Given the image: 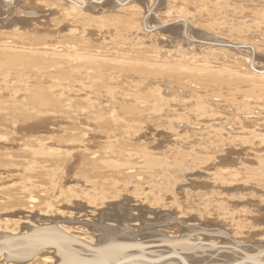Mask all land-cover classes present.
I'll return each instance as SVG.
<instances>
[{
    "label": "bare ground",
    "instance_id": "obj_1",
    "mask_svg": "<svg viewBox=\"0 0 264 264\" xmlns=\"http://www.w3.org/2000/svg\"><path fill=\"white\" fill-rule=\"evenodd\" d=\"M69 1L73 3L71 7L70 3L68 4ZM96 1L99 2L98 6L94 4V8L91 9V7L88 8L90 3L88 4L86 0H67L70 10L69 12L62 11V24L57 31L60 33L68 31V33L61 36L60 42L52 43L51 41V45L40 44L38 46L20 43V38L13 43L0 42V63L10 66L15 64L23 66L24 64L37 70L47 67L58 72L63 67L64 69H61L63 73L71 72V69H77V66L81 64L83 67L94 70L93 78L103 79L102 77L106 75L104 78H107L108 82L119 76L137 77L145 88L151 87L149 100L142 102L146 106L145 109H139L140 114L150 112L160 117L165 111L167 115H175L176 108L189 105V114L199 123L201 118L212 117L211 113L218 104L238 101L237 108L241 112L239 118L243 119H239L238 122L242 121L249 126L250 123L253 125L252 122H255L253 119L264 116V104L260 103V101L264 102L261 99L264 98V66L256 63L257 59L264 58V37L262 36L264 35V9L258 11V13L261 12L257 15L259 22L254 21L255 23L251 24L243 20V23L234 28L227 25L222 11L229 7L228 10L235 13L242 14L243 12L235 10L237 6L230 8L229 1L211 0L207 3V0H150L155 6L160 7L167 2L168 6L169 4L190 6L194 11V13H188L185 9H181L175 12L171 9L168 11L166 8L165 14L161 15L162 26L171 23L179 25L178 27L169 26L163 30L160 26L162 31L158 36L160 38L164 36L162 41H166L168 36H165L166 33L170 34L168 37L179 36L177 32L183 26L188 28L192 19L197 20L203 32L220 30L242 39H245L246 35H251L255 41L263 37L256 43L254 41L255 44L250 41L240 42L239 46L246 51L243 57L229 59L224 53L216 52L218 49L210 48L211 46L206 48V53L202 55L203 53L195 54L194 50L189 51L188 45L185 46L186 51L183 44L181 45L183 48L180 46L178 50H168L164 55V52L157 49V46L151 48L152 45H145L143 42L142 37H145L144 35L147 37L148 32L143 31L145 27L142 29L141 24L145 23L144 25L148 28L145 13L149 9L146 5L149 0H132L127 7L120 8L117 5L114 7L116 9H110L114 0H103L101 3L100 0ZM115 1L124 4L126 0ZM246 1L252 5L261 7L263 5L264 8V0ZM140 4L145 9L141 8ZM46 6L51 5L46 4ZM104 9L115 10L117 13L107 18L108 21H113L115 31L121 36L115 44L118 46L117 50L112 47L114 52L111 50L91 52L67 45L70 36L81 37L85 33L84 29L79 31L76 28H70L82 26L86 16L83 12L88 11L93 14V10ZM214 14L221 15V19ZM137 19L139 21L136 22ZM93 20L99 21L97 28L101 30L104 21L100 22L99 18ZM197 33L193 32V34ZM102 44L109 43L102 42ZM228 45L230 47L232 43ZM120 49H127L129 53L124 54ZM261 50L263 55L258 53ZM238 52L241 54V51ZM252 57H254V63H251ZM168 82L177 84L183 94L178 98L168 100L169 97L164 95L166 91L164 85ZM76 85V88L70 91L65 90L66 87L61 84L55 83L53 89L49 90L51 96L47 94L43 85L37 86L30 96L31 104L39 109L20 120L11 116L13 113L9 117H0V264H219L221 261H216L218 257L215 255V258H212L210 253L219 252L218 246L224 242L225 237L228 239L231 232V235L235 234L233 235L234 240L238 236L246 240L243 239L244 232L248 233L247 238L251 237L250 231L252 230L255 236L261 237L255 242L256 245H253L257 253L252 256L245 250L242 263L264 264L262 257L264 228L253 224L248 227L244 224L248 216L245 208L233 213H225L227 211L222 210L226 206L221 205L224 199L230 204L233 203L234 197L224 194H229L235 189L240 191L242 187L236 184L241 185L244 179L247 181L249 178L247 176L250 174L248 172L255 171L258 164L251 171H248L250 170L248 166L233 168L234 159L230 157L234 154L237 157L239 151L240 153L245 152L240 149H234V151L227 149L224 156H218L221 151L220 147L227 139L229 143L238 146L250 145L257 148L262 145L263 148V134V137L259 138L261 134L259 133L257 137L252 133V129L249 136H244V134L234 138V135L230 137L229 132L224 131L221 124L212 126L206 124L205 128L198 131L193 130L185 134H179L180 132L176 131L169 136H162L160 145L157 144L156 147L167 144L164 149L166 156H152L148 154L150 152L136 154L124 151L125 145L121 140L133 135L134 127H128L129 124L124 121L118 122L114 116L105 117L103 123L112 124L113 122L123 128V136L116 151L113 146L114 142L108 140L111 134L103 137L107 140L103 142V145L96 141V138L101 137L104 132H100L99 135L93 133V125H97L101 118L94 115V108L98 104L87 94L90 91L102 90L104 96L106 95L109 101H112L114 93L102 82L93 83L91 88L83 86L82 82H77ZM88 89L91 90L88 91ZM57 90L64 91V93H57ZM139 98H134L135 105L141 103ZM126 101L120 99V102L113 101L111 104L112 106L114 104V107L122 113L135 115L136 109L126 104ZM1 103L0 101V105ZM78 103L81 105L79 106ZM254 111L257 113L256 116H252ZM42 116L44 118H41ZM182 118L183 116H180L173 121L176 122ZM80 119L86 123L83 128L76 126ZM24 120H26L25 124L22 123ZM32 120L34 121L29 123ZM67 121H69L67 126L62 128L60 123ZM50 123L53 124L51 128L48 127ZM199 125L196 124V127ZM243 128H245L244 125ZM202 150H205V154L208 152L209 155L203 154ZM113 156L124 160H114ZM263 158L262 156L261 159ZM132 160H137V163H132ZM206 160L209 161L208 166L212 170L209 178L205 177L207 180L199 181L204 173L195 171V168ZM257 168V172H263L264 166L263 169L258 168L262 170H257ZM170 171L177 172L176 175L180 176V179L174 183V192L172 188H169L173 185H170V175L167 176ZM256 171L251 172L250 183L251 180L255 183H263L264 172L261 175L262 172L258 174ZM187 178H193L192 185H197L198 188L210 187V193L205 191L199 193L197 188L198 193L193 190L192 195L187 194L188 197H186L185 194L187 200L182 196L176 197L186 187ZM196 178L199 179L196 180ZM197 181L204 183L195 184ZM256 192L259 193V191ZM260 196V200L264 202V193ZM220 197H222L221 202ZM248 204L250 206L254 202L251 201ZM259 209L261 211L255 216L256 220L264 222V208ZM232 211L230 209V212ZM162 217L167 218L171 223H173L172 220L175 222L171 228L169 227L171 223H166L168 229L176 228L175 231H177L181 228L179 231L184 232L178 237L175 235L170 237L166 235V232L162 235L161 232L160 240L153 238L155 242L146 240L148 239L146 235L139 234L146 231V228L142 231L141 229L147 226L148 222L151 223L149 220L160 221ZM153 223H151L152 226ZM224 224L229 227L227 230L224 229L225 234L217 229L206 232L204 230L205 226L211 225L225 228ZM244 229L245 231H242ZM99 232L107 235L102 234V237ZM194 232L195 234L202 233L195 235ZM150 237L153 236L150 235ZM250 239L253 242L252 238ZM241 242L244 243V241ZM156 243L167 244L170 248L157 249V251L149 248ZM233 249L235 250V247ZM206 252L209 254L208 258L206 256L204 259L196 257L198 253L205 255ZM234 262H221L220 264H233Z\"/></svg>",
    "mask_w": 264,
    "mask_h": 264
},
{
    "label": "rangeland",
    "instance_id": "obj_2",
    "mask_svg": "<svg viewBox=\"0 0 264 264\" xmlns=\"http://www.w3.org/2000/svg\"><path fill=\"white\" fill-rule=\"evenodd\" d=\"M64 1L65 0H63V1L62 0H58V1L57 0H46V1H44V0H35V1L34 0H21V1L20 0H0V42L13 43V42L17 41V39H19V38H20V40H19L20 43H24V44L31 45V46H38L40 44L51 45V41H53L52 43H54L56 41L60 42L62 37L68 33V31H66L65 33L64 32L60 33L59 31H57L58 28L61 27V24H62L61 23V19H62L61 17H62V13L64 12L63 10H65V12H69V10H70L69 6L71 7L73 4L72 2L69 1L68 4L69 3L70 4L68 6L67 0L65 2ZM76 1H79V0H76ZM86 1H88V4L90 3V6L88 8L91 7V9H92L94 4H95V6H98V3H99L96 0H95V2H94V0L93 1L92 0H86ZM90 1H92V2H90ZM101 1H103V0H100V3H101ZM131 1L132 0H126L123 4V3L116 2L114 0V1H112L113 3L111 5L110 9H112V8L116 9L114 7L117 5L120 6V8L121 7L125 8V7H127L128 3ZM226 1H229L228 5L230 6V8L237 6L235 8V10L243 12L242 14L235 13L231 10H228L229 7H228V9H225V11H222V15L224 16L225 21L227 22V25L229 24L228 26H232L234 28H237L238 25L243 23V20L245 22L251 23V24H253L254 21L259 22V20H258L259 16H257V15H260V13H261V12L258 13V11H261L262 9H264L263 5H262V7L259 5H252V4H249L246 0H240V1L239 0H237V1L236 0H226ZM210 2H211V0H207V3H210ZM26 4H28V5H26ZM30 4H32V6ZM44 4H45V7H44ZM46 4L51 5V6H46ZM122 4H123V6H122ZM135 4H136V2H135ZM140 5H141V8L145 9V7H142V4H140ZM146 5L148 6L147 8H149V9L145 13V17L147 18L148 28H152V29H148L144 25L145 23H143V25L141 24L142 29L145 27L143 31H145L146 33L148 32L147 37H146V35H144L145 37H142L144 39L143 42L145 45H149V46L152 45V46H150L151 48H155L157 46V49L162 50V52H164L163 53L164 55H165L166 51H168V50L169 51H171L173 49L178 50V47L180 48V46L183 44L182 46H184L185 50L187 47L186 45H188L187 49L189 51L194 50L193 52L194 53L196 52L195 54L203 53L202 55H204V53H206V51H207L206 48H209L211 46L210 48L213 47V49L215 48V50L218 49L216 52L224 53L226 56H228L229 59L231 57L232 58H234V57L242 58L243 57L242 55H244V53L246 51H244L242 46L241 47L239 46L240 42L250 41L251 43L252 42L254 43V41H255V38H253V36H251V35H246L247 37L245 39H242L239 37H235L231 34L229 35L228 33L224 32V31H220V30L219 31L215 30L214 32H208V31L203 32L201 27H199L200 24L199 23L197 24L196 19H192V22L188 28L183 26L181 28V30L179 32H177V34L179 33V36L171 35V37H168V36H170V34L166 33L165 36L168 35L166 37L167 39H166V41H162L161 39H164V36H163V38H162V36H161V38H160V36H158L160 31H162L164 28L166 29V27H169V26L178 27V25H179L177 23H171V24H168L166 26L165 25L162 26L161 15L165 14L166 10L170 11V9H171V11L177 12L181 9H185L186 11H188V13L189 12L194 13V11L192 10V7H190V6L185 7V5H181V6L173 5L174 6L173 7L172 4L171 5L169 4V6H168L167 2L165 5H162L159 7L158 5L155 6V4L152 5L151 1L149 0V2H147ZM138 6H139V3H138ZM150 6L152 9L150 8ZM83 8H85V7L83 6ZM147 8H146V10H147ZM89 11H91V10H89ZM214 11H216V10H214ZM92 12H93V14L89 13L88 11L83 12V14L86 16H85V21L82 23V26L70 27V28H76L79 31H82V29H84L85 33L81 37L70 36L67 40V45H72L78 49H84V51L87 50V51H91V52L92 51H102V50L113 51L112 47H114L117 50L118 46H116L115 44L118 42V39H120L121 36H120V34H118L115 31V29L112 25L113 21L111 22V21L107 20V18L111 17V15L112 16L117 15L116 11L104 9L101 11L100 10H98V11L93 10ZM105 15H108V16H105ZM215 16H217V15H215ZM205 17H208V16H205ZM211 17L214 18L213 15H211ZM217 17H219V19H221L222 16L219 15ZM94 18H99L101 20L100 22L104 21V26H102L101 30H99L97 28L98 27L97 24L99 21L93 20ZM137 21H139V19H137L136 22ZM230 21L232 24L230 23ZM150 26H152V27H150ZM160 26H162L161 27L162 30L160 29ZM151 31H153V32H151ZM155 31H157L158 33ZM188 32H189V34H188ZM193 32H198V33L193 34ZM189 36H191L190 39L188 38ZM262 36L264 37V35H262ZM262 36L260 38H257L256 39L257 41H255V43L258 42V40H262L263 39ZM192 37H193V39L195 38V41H193ZM150 38H152V39H150ZM147 39H148V41H147ZM184 39L185 40L187 39V40L185 41ZM202 39H204V40H202ZM197 40H199V41H197ZM230 40H231V42H229ZM160 41H162V43H160ZM202 41H203V43H202ZM218 41H221V42H218ZM102 42H106V43L108 42L109 44L103 45ZM170 42H172V43H170ZM214 42H215V44H214ZM216 42H217V44H216ZM230 43H232V45H230V47H229L228 44H230ZM235 44H236V47H235ZM189 45H191V46L189 47ZM182 46H181V48H183ZM199 46H200V48H199ZM228 50H230V51H228ZM257 50H259V49H257ZM120 51L123 52L124 54L129 53V51L127 49H120ZM238 51H241V54H239L240 52H238ZM242 51H244V52H242ZM258 53L260 55H263L262 50ZM253 58L254 57H252L250 59L251 63H254ZM257 60H256V63L259 66H261V65L264 66L263 65L264 64V58L262 59V57H261L260 59H257ZM250 65L252 66V64H250ZM1 66H2V68H1ZM77 67H78L77 69H74V70L71 69V72L63 73V71L61 70V69H64L63 67H61L59 69L60 72H58V71H54L53 68H47V67H43L42 69L37 70L35 68L28 67L27 65H24V64H23V66L22 65L17 66V64L10 66V65H4V64L0 63V101L2 102L0 105V109H2V110H0V117H3V118L9 117L10 114L13 113L11 116H14V118L16 117L17 119L20 120V119H24L29 113H32L36 109H39V107H35L31 104L32 98L30 96V93H33L34 88L37 86L40 87V85H43L47 94L49 96H51L52 94L49 92V90L53 89V87H54L53 85L55 83H57L58 85L61 84L62 86L66 87L65 90L71 91L72 89L76 88L77 82H82V85L87 87V88L88 87L91 88L93 83L102 82V83H105L111 89V91L114 93V99L112 101H109V99L106 97V95L104 96V93L102 90L88 92L89 90H91V89H88L87 94L90 96V99H93L98 104L94 108V111H95L94 115H97L98 118H101L100 122H98L97 125H93L94 126L93 133L99 135L100 132H104L101 137L96 138V141L99 142L100 145L101 144L103 145V142L107 141L103 137H105V135L111 134L108 140H110L111 142H114L113 146H114L116 151L118 150L117 146H118L119 142L123 141V144L125 145L124 151H126V152L129 151L130 153H136V154H140L143 152H147V153L150 152L148 154H150L152 156H154V155L155 156H164L166 153V152H164V149H165V146L167 144H164V146L162 145L161 147H156L157 144L160 145V142L162 141L160 139L163 138L162 136H165V135L169 136V134H171V133L174 134L176 131H179L180 132L179 134H185V133L193 131V130L198 131V130H201V128H205L206 124L211 125V126L221 124L224 127V131H226L227 133L229 132L228 135L230 137H233V135H234V138L236 136H242L244 134H245L244 136H249V133H250V131L252 132V129H253L252 133L254 135H256L257 137H259L258 135L261 134V137H259V138H262L264 135V116H259L260 119L259 118L253 119V121H255V122H252L253 125L250 123L249 126H247V124L243 123L242 121L238 122L239 119L243 120L242 118H239V117H241V112L237 108L238 101H232V102L227 101L224 103L222 102L220 105L218 104V106H216L213 109V112L211 113V115H213V116L210 118H207V117L201 118L199 123L196 122L197 119H195L192 115L189 114V112H188V109L190 108L189 105L184 106V107H178V108H176L177 104L174 105L173 107L176 108V110H177V113L175 115L172 113H171L172 115H167V113L165 111H163L164 113L160 117H156L153 114H151L150 112H144V113L140 114L139 109H145V106H146L145 103L142 104V102L149 100V95H150L149 90H151V87L145 88L142 85L143 83L139 82V79L137 77H132L131 75L119 76V78H114V79L110 80L109 82H108L107 78H104V77H106V75H104L102 77L103 79L93 78L92 77V73L94 74L93 69L88 68V67L87 68L83 67V65H81V64H80V66L78 65ZM88 74H90V75L87 76ZM112 76H114V75H112ZM164 87L166 89V91L164 92V95L166 97H169L168 100L178 98L179 95L183 94L182 91L177 87V84H175L173 82H168L167 85H164ZM57 93H64V91L57 90ZM139 97L140 98L143 97V98L140 99ZM134 98H139V101L141 103L135 105L133 102ZM120 99L127 100L126 104L131 105L132 107H134L136 109V111L134 112L135 115L126 114L124 112L122 113L121 111H119V109L114 107V104L112 106L111 103L113 101L120 102ZM261 99L264 101V98H261ZM122 103H124V102H122ZM260 103L264 104V102H262V101H260ZM78 105L80 106L81 104L78 103ZM40 108H42V107H40ZM6 111L8 113H6ZM136 112H137V114H136ZM256 115H257V113H255V111H254V114L252 116H256ZM109 116L116 117L118 119V122L124 121V123L129 124L128 127H130V126L134 127L133 135L131 134L128 138L126 137L120 141L121 137L123 136V134H122L123 128L122 127L120 128L119 125H116V123H113V122H112V124L103 123L105 120V117L109 118ZM180 116H183V118L181 120L176 121V122L173 121L174 119H177ZM186 117H187V119H186ZM41 118H44V116H42ZM63 119H65V118H63ZM182 120H183V122H181ZM33 121L34 120L30 121L29 123H32ZM25 122H26V120H24L22 123L25 124ZM68 122L69 121L60 123V126L62 128H65L67 126ZM85 124L86 123L82 119H80L78 121V123H76V126L83 128V127H85ZM196 124H200V125L198 127H196ZM239 124H241L242 127ZM58 125L59 124L57 123V126ZM243 125L245 126V128H243ZM50 126H53V124L50 123L48 125V127L51 128ZM254 131H256V132L254 133ZM88 140H87V142H88ZM169 141L171 142V140H168V142ZM207 142H209V140H207ZM223 144L224 145H222L220 147L221 151H220V154H218V156L219 155L224 156L225 151L227 149H233V151H234V149H236V150L240 149L242 151H245L243 153L242 152L240 153V151H239V153L237 154L238 155L237 157L235 154H234V156L230 157L231 159L232 158L234 159V162H233L234 165H232L233 168H237V167L242 168L244 166H246V167L248 166V168H250V170L248 169V171H251L258 164L257 167L258 168L262 167V169H263L264 158L263 159H261V158H262V156L264 157V150H263L264 147L262 148V145H261V147H257V148H254L253 146H250V145L249 146L248 145L238 146L237 144L229 143L228 139L226 141H224ZM199 147H201V146H199ZM251 148H253V149H251ZM260 148H262V149H260ZM196 149H199V148H196ZM188 150H190V149L188 148ZM202 152H203V154H205V150H202ZM205 155H209L208 152ZM218 156H216V157H218ZM132 157L135 159L134 156H132ZM113 158H114V160H120V161L124 160L123 158L120 159L119 157H116V156H113ZM230 158H229V160H230ZM217 159H215V161H217ZM256 159L257 160L260 159V160L256 161ZM208 162L209 161L206 160L205 162H202L196 166L195 171H200V172L203 171V173H204L201 180L199 178H196V180L199 179V181H203V180H207V179H205V177L209 178V174H210V171L212 169L210 168V166H208ZM132 163H137V160H132ZM241 163H243V164H241ZM240 164L243 166H241ZM256 168H255V171H256ZM258 168H257V170H262V169H258ZM176 170H177V172H179L177 168H176ZM248 171H245V172H248ZM255 171L253 170L251 172L254 173ZM177 172L174 173V172L170 171V172H168L169 174H167V176L170 175L169 177L171 179V181H170L171 184L170 183L169 184L170 185L173 184V185L172 186L169 185L170 186L169 188L170 189L172 188L173 192L175 191V188H174L175 181H178L180 179L179 174L176 175ZM251 172H248V173L252 174ZM259 172L261 173L262 171H259ZM259 172L256 171V173H258V174H259ZM263 172H264V169H263ZM263 172L261 173V175L263 174ZM171 173H172V175H171ZM247 174H244V176H247ZM250 174L247 176V178L249 177L247 179V181L244 179V180H242L244 182H242L241 185L236 184L237 186L242 187V189L240 191H236L237 189H235V190L231 191L229 194H224L227 196L229 195V196L234 197V200H232V202H233L232 204H230V202H226L225 199L223 202L222 197H220L219 201L220 202L222 201L221 205L223 204L226 206L225 207L222 205L223 207H225V208H223L222 211H227L225 213H228V212L233 213V212H236V210L238 211V209L240 210V209L245 208V210H247L248 216L246 217V223H244V224L247 225L248 227H250L253 224L254 226L256 225L257 227L264 228V222H260V221L256 220V217H255V216H257V213L261 211V209H259V208H264V202L260 200V197H261L260 194L262 195L264 193V190H263L264 185H262V184H264V182L263 183L262 182H256L258 184V185H256V183L253 180H251V183H252L251 184L250 183V177H251ZM174 176H176V177H174ZM177 177H179V178H177ZM186 183H187L186 187L182 190L180 195L177 194L176 197L182 196L183 199L187 200L186 197H188V195L189 196L192 195L194 192L193 190H195V193H198V192L202 193L203 191L210 193V190H209L210 187H208V188L200 187L201 188L200 189V188H198L197 185H192L193 184V178H187ZM203 183H198V181H197L195 184H203ZM260 183H262V184H260ZM259 185L260 186L262 185V186L259 187ZM195 186H196V188H195ZM193 188H195V189H193ZM197 188H198V190H197ZM258 188H259V190H258ZM199 189H200V191H199ZM255 189H257V190H255ZM188 190H190L191 192ZM261 190H263V191H261ZM256 191H259L260 194L257 193ZM185 194H186V197H185ZM246 201H248V202H246ZM251 201L254 202V204L249 206L248 203H251ZM236 202H238V203L235 204ZM261 205H262V207H261ZM230 209L233 211L230 212ZM250 211H251V214H249ZM132 214H134V212H132ZM163 219L164 218L162 217L160 219V221L159 220H149V221H151V223L154 222L153 226L151 225L150 222H148L147 226H144L141 229V231H142L146 228L145 229L146 231H142L144 233L141 232L139 234L146 235L148 237V239H146V240H151V242H153L155 238H159V239H155L157 241L161 239V232H162V235L163 234L165 235V232H166V235H169L170 237L172 235H175L178 237V235H180L184 232V231L183 232L179 231V229H181V228L177 229L178 232L175 231L176 228H173L172 230H170L172 224H174L175 222L172 220L173 223H171L170 220L169 221L167 220V218H165L164 220ZM157 221H159V222H157ZM166 221H168V222H166ZM169 222L171 223V225L168 224L170 227L168 229V226L166 225V223H169ZM162 224L163 225L165 224L164 227ZM224 226H225V228L217 227V226L214 227L213 225H211L209 227L205 226L204 230L206 232L209 230L211 231V230L217 229V230H220L221 233L224 232L223 234H225V230L229 229V227L225 224H224ZM148 228L150 230H148ZM151 228H152V230H151ZM221 229H223V230H221ZM242 231H245V229ZM195 232H197V231H195ZM195 232H194V234H195ZM250 232L252 233L251 237H247V238H246V235L248 233L244 232L245 236L243 237V239H246V240L240 239L239 236H238L239 238L235 237V240H234L235 234L232 233V235H231V232H230L231 236L228 235L229 238L227 239L225 237V239H224L225 244L223 242L220 246H218L219 252L218 253H210L209 252V253L212 254V256H213L212 258H215V255H216L218 257V259L216 258V261H218V262L221 261V262L232 263L235 261L236 262V263L234 262L235 264H241L243 261L242 257L245 253L244 252L245 250H246L247 254H251L252 256L254 253H257L256 252L257 250L253 249V248H256V247H253V245H256L255 242L258 240V238H261V237L255 236L256 234L254 233L253 230ZM201 233L198 232L196 234L201 235ZM102 234L103 233H100V235H102ZM147 234H150L153 237L149 238L150 235H147ZM203 234H204V232H203ZM103 235L105 236L107 234L105 233ZM103 235H102V237H103ZM221 236H223V235H221ZM250 238H252L253 242H251ZM248 239H250V240H248ZM241 241H244V243ZM236 242H237L238 246L236 245ZM229 244L231 245V247ZM232 247L233 248L235 247V250ZM149 248L157 251V249L170 248V246L167 244L156 243L153 246H150ZM230 248H231V250H230ZM198 252H200V251H198ZM184 253H187V252H184ZM201 253H203V252H201ZM208 255L209 254H207V252L205 253V255L204 254L200 255V253H198V255H196V257H198V258L203 257L202 259H204L205 256H206V258H208ZM262 255L261 256L264 258V252L262 253Z\"/></svg>",
    "mask_w": 264,
    "mask_h": 264
}]
</instances>
